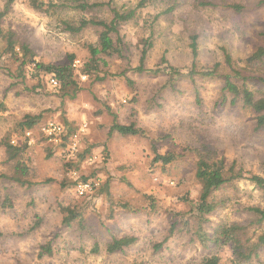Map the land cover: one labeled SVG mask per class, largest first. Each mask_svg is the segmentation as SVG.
<instances>
[{
	"label": "rangeland",
	"instance_id": "obj_1",
	"mask_svg": "<svg viewBox=\"0 0 264 264\" xmlns=\"http://www.w3.org/2000/svg\"><path fill=\"white\" fill-rule=\"evenodd\" d=\"M88 1L102 3L95 13L110 20L111 0ZM137 1L113 0L112 6ZM260 1L158 0L120 26L124 51L107 59L98 80L81 68L90 56L88 44L98 43L99 29L89 27L75 34L63 23H77L81 13L64 5L50 13L38 12L29 0H15L4 12L6 0H0L1 26L28 43L41 61L62 63L75 54L78 80L76 96L75 86L62 90L49 75H43L38 85L30 67H25L23 77L19 63L3 57L0 101L6 109L0 112V174L12 173L4 141L25 146L20 160L32 172L31 184L0 179V264H202L214 252L222 264L230 261L229 247L205 248L184 232L168 237L170 218L191 209L186 197L193 201L199 197L196 153L189 146L209 142L228 164L235 162L236 169L263 174L264 132L255 130L252 111L240 102L215 107L221 78L193 82L179 73L188 74L194 62L200 70H210L217 62L223 66L224 48L242 60L264 45ZM52 2L72 5L75 0ZM232 3L242 9L230 7ZM194 36L196 58L191 48ZM151 41L144 66L163 72L140 73L136 68L142 50ZM259 72L263 75L264 69ZM172 83L176 86L170 87ZM158 92L160 105L152 99ZM132 112L149 137L110 134L114 113L118 121L128 122ZM28 115L41 118L25 129L21 123ZM50 122L64 126L57 141L43 131ZM68 130L71 135L65 139ZM155 151L172 152L176 158L162 165L153 161ZM84 177L99 180V185L79 195L77 183ZM235 185L218 192L230 199L210 215L209 228L243 222L248 213L244 205L264 207V191L252 181L240 179ZM67 205L82 212L70 225L64 223ZM258 234L255 231L253 240ZM113 236L137 240L122 252L110 253L106 243ZM48 243L53 254L41 256ZM252 264H264V247Z\"/></svg>",
	"mask_w": 264,
	"mask_h": 264
},
{
	"label": "trees",
	"instance_id": "obj_2",
	"mask_svg": "<svg viewBox=\"0 0 264 264\" xmlns=\"http://www.w3.org/2000/svg\"><path fill=\"white\" fill-rule=\"evenodd\" d=\"M14 1L15 0H6L4 12L9 10V7ZM157 1L158 0H138L134 5H123L122 7H118L112 6L113 0H111V2L108 3L112 13L110 20L95 13L98 12L97 9L102 7V3H90L88 0H75L72 5H67L64 2L63 4H54L52 0H49V2L45 0H29V3L34 10L43 13H50L54 7L62 5L77 10L82 15L77 23H73L69 20L63 21L65 30L72 33H81L89 27L99 29L98 43L88 44L90 56L83 63L81 68L83 74L95 75L99 80L102 79L100 76V73L103 71L102 67L107 66V59L116 53L121 55L124 51L122 39L119 35L120 26L127 21L135 19L141 9L143 10ZM260 2L264 4V0ZM229 6L237 11L242 9L241 4L232 3ZM86 13L90 16L88 17L85 15ZM0 16H2V13H0ZM115 36L117 37L115 38ZM196 38V36L193 37L191 44L194 58H196L199 53ZM152 45V41L147 42L145 48L142 50L140 65L136 68L140 73L146 71H154V73L163 72L160 69L148 70L144 66L147 52ZM223 51V66L222 63L217 62L210 70H200L197 69L196 62H194L188 74L182 72L179 74L182 75V77L191 78L193 82H196V78H221L223 86L220 88L221 94L215 103V107L225 105L228 102L232 105L240 102L241 105L252 111L255 120V130L264 132V87H260V85L264 84V74L259 76V71L264 69V45L259 46L248 57L242 60L234 59L231 53L225 48ZM5 55L19 63V69L21 68L22 74L24 73V75H22L23 77L26 76L25 67L28 66L31 68L32 76L39 80L38 85H41L43 75H49L58 80L57 85H60L62 90L66 91L72 86H75L76 89L74 94L76 96L78 80L77 71L74 66V61L76 59L75 54H68L67 59L62 63L55 64L41 61L37 59L36 52L28 43L21 42L13 30L5 29L0 24V66ZM122 75H125V72H122ZM174 86H176L174 83L170 84V87ZM154 96L155 97L152 98L153 101H156L157 105H160V93L158 92ZM197 99L201 102L199 95ZM133 101L136 102L137 98H134ZM5 109V103L0 101V112ZM114 115L115 118L110 128V134L116 132L123 136L149 137L146 129L138 123V119L134 116V112L130 114V120L128 122H120L117 119V115L115 113ZM40 118L41 116L28 115L27 119L21 123V126L25 129L32 128ZM66 126H68L69 130L71 129L70 124ZM69 130L65 139L69 138V135H71ZM2 144L7 154L5 161L10 163L12 173L10 175H8V173L0 174V179L2 177H8L12 181L19 182L22 185L26 183L31 184L28 178L32 172L31 167L23 160H20L25 146L12 144L8 141H4ZM189 148H191L194 154L196 153L195 175L200 183V193L198 199L195 201L190 200L188 197L185 198L191 205L189 211H177L176 214L170 218L171 227L168 237L174 233L184 232L198 240L205 248L215 250L229 247L232 251V257L226 264H252L253 259L260 256V251L264 247V207L260 205H244L242 207L248 212L246 220L243 222H224L212 228H209L211 222L210 215L221 208L222 205L230 199V196L224 198L218 196V192L228 185L236 186V182L240 179H248L264 191V172L263 174H256L245 171L243 168L236 169V163L232 162V164H228L225 156L217 155V150L212 148L209 142L202 141L200 146L192 145L189 146ZM90 150L91 149H87L86 153H89ZM154 154L155 157L153 161L160 162L162 165H167L176 158V154L172 152L160 153L159 151H155ZM16 158L18 159L17 161L15 160ZM87 179V177L83 178V180ZM151 198L154 199L153 197H150V199ZM152 204L154 205V202ZM63 210L67 212L64 217V223L68 225L77 217L82 216V212L78 211L75 206L72 207L67 205ZM252 230L253 232H251ZM255 231H259V234L256 239L253 240ZM136 240V236H113V238L106 243V248L110 253L122 252L127 247L133 245ZM43 249L44 251L40 252L41 256L45 253L48 255L53 254L51 243L43 246ZM95 250H97V248H95ZM202 264L222 263L219 255L214 252L209 256H205Z\"/></svg>",
	"mask_w": 264,
	"mask_h": 264
},
{
	"label": "built area",
	"instance_id": "obj_3",
	"mask_svg": "<svg viewBox=\"0 0 264 264\" xmlns=\"http://www.w3.org/2000/svg\"><path fill=\"white\" fill-rule=\"evenodd\" d=\"M74 65H76L75 62ZM50 81L54 85L58 84V80L55 77H50ZM43 131L45 132V135H47L49 138H52L57 141L58 137H60L64 133V126L56 122H50L49 124L44 126ZM27 134L29 135L30 131H27ZM98 185L99 180L92 178L78 181L76 189L79 195H85L91 192Z\"/></svg>",
	"mask_w": 264,
	"mask_h": 264
}]
</instances>
